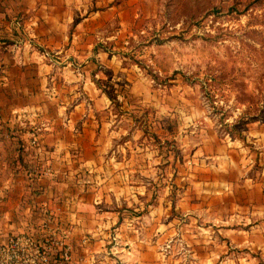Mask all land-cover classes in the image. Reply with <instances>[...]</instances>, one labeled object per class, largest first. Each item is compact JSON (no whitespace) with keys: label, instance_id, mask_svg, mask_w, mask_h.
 <instances>
[{"label":"rangeland","instance_id":"374dc122","mask_svg":"<svg viewBox=\"0 0 264 264\" xmlns=\"http://www.w3.org/2000/svg\"><path fill=\"white\" fill-rule=\"evenodd\" d=\"M100 2L112 13L70 30L60 65L83 58L98 145L124 157L125 214L141 218L125 225L152 234L160 264H245L228 215L264 193V0Z\"/></svg>","mask_w":264,"mask_h":264},{"label":"crops","instance_id":"0c3cea01","mask_svg":"<svg viewBox=\"0 0 264 264\" xmlns=\"http://www.w3.org/2000/svg\"><path fill=\"white\" fill-rule=\"evenodd\" d=\"M100 1L0 0V241L35 233L42 200L62 202V224L81 264H160L152 234L143 240L137 225H125L141 218L125 214L130 195L122 153L98 145L109 140L94 114L102 106L79 99L80 75L84 92L95 96L87 72L72 65L83 58L69 55L70 64L60 65L64 46L73 50L79 41L70 30L85 23L93 30L88 25L96 15L112 13L95 10ZM261 198L236 204L228 215L238 223L230 228L234 244L251 248L245 264H256L257 252L264 262V193Z\"/></svg>","mask_w":264,"mask_h":264},{"label":"built area","instance_id":"2783aa9c","mask_svg":"<svg viewBox=\"0 0 264 264\" xmlns=\"http://www.w3.org/2000/svg\"><path fill=\"white\" fill-rule=\"evenodd\" d=\"M62 207L42 200L36 231L15 233L0 241V264H81L72 255L69 233L58 223Z\"/></svg>","mask_w":264,"mask_h":264}]
</instances>
